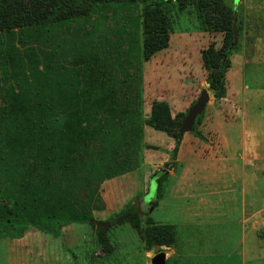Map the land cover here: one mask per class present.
<instances>
[{
    "label": "trees",
    "instance_id": "obj_1",
    "mask_svg": "<svg viewBox=\"0 0 264 264\" xmlns=\"http://www.w3.org/2000/svg\"><path fill=\"white\" fill-rule=\"evenodd\" d=\"M172 1L0 0V240L20 239L29 229L60 238L65 228L83 227L106 255L87 264L108 259L121 264L113 242L119 226L131 227L147 251L176 245L174 226L157 225L150 217L145 225L134 204L99 219L106 210L104 183L140 164L143 79L132 64L135 59L151 62L170 48ZM176 3L184 8L188 4ZM194 3L211 37L201 52L206 82L221 105L228 95L232 59L240 49L236 8L223 0ZM75 22H82L85 39L102 22L105 47L89 53L78 50L86 44L66 50L55 38L41 41L47 27ZM36 37L39 44L25 65L14 45L19 43L25 56L26 40ZM135 74L137 86L131 77ZM128 81L137 89L126 85ZM206 108L189 131L197 137H203ZM187 115L175 118L167 102L154 101L145 125L171 138L178 153ZM162 183L158 179L157 199Z\"/></svg>",
    "mask_w": 264,
    "mask_h": 264
},
{
    "label": "rangeland",
    "instance_id": "obj_2",
    "mask_svg": "<svg viewBox=\"0 0 264 264\" xmlns=\"http://www.w3.org/2000/svg\"><path fill=\"white\" fill-rule=\"evenodd\" d=\"M145 1L156 3V0ZM223 1L229 8H236V27L241 34L238 37H241L240 41L238 39L239 52L232 59L227 98L218 105L206 82L207 73L203 68L201 52L211 37L194 7L195 0H186L188 4L185 8L173 0L170 3V48L151 62L140 63L135 59L132 64L134 70L138 69L142 73V106L145 108L142 119L145 136L139 169L103 187L106 210L99 219L106 220L125 205L134 204L145 225L150 217L157 225L176 228L175 142L166 134L146 127L145 122L154 101L167 102L173 116L177 118L188 114L206 92L210 100L201 129L216 128V122L210 119L211 112L223 115L225 120L222 124L227 129L241 130L245 117L244 129L248 138L246 181L249 194L252 192L251 185L259 179L256 194L259 195L257 205L261 207L262 213L255 222L256 229L251 231L253 225L250 224L243 242L239 234L227 238L219 230L220 237L215 231L210 234H218L219 239L214 241L208 239L209 233H205L206 240L203 242H190L191 237L184 240L186 243L182 241L171 248L147 251L131 227L119 226L113 232V242L118 246L117 255L121 264H152L153 258L160 253L166 254L168 264H264V0ZM82 26V22H75L72 25L47 27L41 41L55 38L66 50L86 44L87 47L81 46L78 50L89 53L98 52L100 46L103 49L106 41L104 24L97 23L95 33L91 38L86 36L87 39L83 37L85 33ZM215 38L216 42L221 41L220 36ZM28 39V53L25 56L18 49L19 43L14 45L25 65L29 64L28 58L34 53L33 47L39 44L37 37L30 41ZM134 55H137V51ZM131 77L136 84L137 74ZM213 106L215 110L211 111ZM197 139L205 140L204 137ZM158 179L163 182L159 199ZM153 204H156V208ZM89 236L90 232L83 227L79 230L65 228L60 238L29 229L20 239L0 240V264H87L89 261L96 263L94 259L97 258L106 259L104 251ZM195 245L199 247L194 248ZM104 264L116 262L108 259Z\"/></svg>",
    "mask_w": 264,
    "mask_h": 264
},
{
    "label": "crops",
    "instance_id": "obj_3",
    "mask_svg": "<svg viewBox=\"0 0 264 264\" xmlns=\"http://www.w3.org/2000/svg\"><path fill=\"white\" fill-rule=\"evenodd\" d=\"M21 48L18 46L23 51ZM25 72L36 85L27 67ZM130 83L128 81L126 85L137 89ZM214 110L213 106L211 111ZM211 113L210 119L216 122V128L201 129L203 141L192 132H186L176 153V245L191 237L190 242H203L205 233L210 235L215 231L219 234V230L227 238H234L237 233L243 242L250 224L253 225L251 231L256 229L255 222L262 213L256 194L259 179L256 184L251 183L250 194L246 181L248 138L244 129L245 117L242 119L243 128L234 130L225 128L221 113ZM137 168L126 175H131ZM119 178L106 181L103 187ZM218 234L210 235L208 239H219L221 234L219 237Z\"/></svg>",
    "mask_w": 264,
    "mask_h": 264
},
{
    "label": "water",
    "instance_id": "obj_4",
    "mask_svg": "<svg viewBox=\"0 0 264 264\" xmlns=\"http://www.w3.org/2000/svg\"><path fill=\"white\" fill-rule=\"evenodd\" d=\"M209 100H210L209 94L204 92L199 98L198 102L195 104V106L190 110L185 120L184 130L186 132L191 131L196 118L204 111ZM152 264H168L166 254L160 253L157 256H155L152 260Z\"/></svg>",
    "mask_w": 264,
    "mask_h": 264
}]
</instances>
